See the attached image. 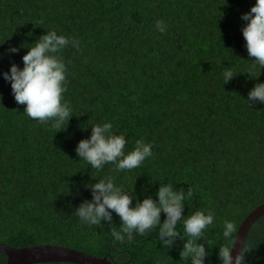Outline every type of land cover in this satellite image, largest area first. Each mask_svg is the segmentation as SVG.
I'll use <instances>...</instances> for the list:
<instances>
[{"label": "trees", "instance_id": "1", "mask_svg": "<svg viewBox=\"0 0 264 264\" xmlns=\"http://www.w3.org/2000/svg\"><path fill=\"white\" fill-rule=\"evenodd\" d=\"M254 3L0 0V53L19 48L0 58V72L13 62L22 67L24 47L48 29L81 44L79 51L69 46L62 52L68 66L64 97L73 116L58 131L28 118L0 77V244L61 246L113 264H185L179 239L171 249L161 247L155 231L117 241L106 222H80L75 209L91 200L84 185L115 176L126 190L133 187L137 200L155 199L161 182L177 190L193 187L183 215L213 212L206 240L197 243L209 252L205 264H220L223 221L238 228L264 202V104L248 107L245 100L255 83L264 82V68L259 74L252 67L240 31V16ZM157 20L166 24L164 33L155 29ZM226 68L237 74L225 83ZM104 121L126 134V151L143 138L152 143L153 157L132 171L117 173L112 164L92 169L75 147L90 136L92 124ZM113 226L119 230L115 214ZM244 247L246 264H264V216ZM5 262L0 250V264Z\"/></svg>", "mask_w": 264, "mask_h": 264}, {"label": "clouds", "instance_id": "2", "mask_svg": "<svg viewBox=\"0 0 264 264\" xmlns=\"http://www.w3.org/2000/svg\"><path fill=\"white\" fill-rule=\"evenodd\" d=\"M240 20L245 22L240 29L244 47L248 57L254 58L251 60L252 67L258 68L260 74L264 68V0H255L250 9L241 14ZM154 27L160 33L166 31V24L162 20H157ZM28 45L24 47L27 51L21 57L23 66L10 63L6 72H0V77L10 84L15 102L24 105L23 113L28 118L43 124L51 123L58 131L73 116V109L64 97L67 92L68 66L62 52L69 46L79 51L80 40L48 29ZM18 51V47L10 46L0 53V58ZM236 74L226 68L223 72L225 83ZM245 100L248 107L258 102L264 104V82L255 83ZM127 144L126 134L114 132L113 124L104 121L91 125L90 136L78 142L75 153L97 172L102 171L105 165L112 164L113 171L117 173L138 169L154 155L152 143H146L143 138L135 140L130 151H126ZM84 187L90 188L91 200H84L75 209V215L82 224L103 227L101 222H106L111 226V235L117 241H131L134 237L147 236L155 231L162 248L171 249L177 239L182 241L179 255L185 264L189 261L190 264H205L209 252L205 244L197 241L206 240V233L215 217L210 210H196L191 215H183L185 202L194 193L193 187L190 186L186 191L177 190L172 183L161 182L155 192V199L147 196L142 200H137L133 187L126 190L123 185H118L115 176H106ZM161 213L164 214L163 222ZM113 214L119 217V230L113 226ZM181 223L182 231L178 230ZM221 235L226 243L218 248L220 264H246L245 256L249 249L242 246L235 255L232 254L237 235L235 223L224 220Z\"/></svg>", "mask_w": 264, "mask_h": 264}, {"label": "water", "instance_id": "3", "mask_svg": "<svg viewBox=\"0 0 264 264\" xmlns=\"http://www.w3.org/2000/svg\"><path fill=\"white\" fill-rule=\"evenodd\" d=\"M264 216V202L254 208L242 220L237 228L233 255L245 245L248 233L253 224ZM0 250L6 254L5 264H36L47 262H63L70 264H113L107 257H95L81 251L54 245H34L23 248H13L0 244Z\"/></svg>", "mask_w": 264, "mask_h": 264}]
</instances>
